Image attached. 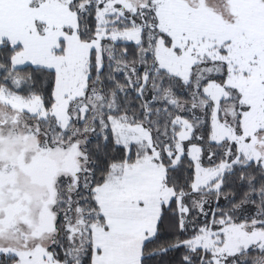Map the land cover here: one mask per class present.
Masks as SVG:
<instances>
[{"label": "snow or ice", "instance_id": "6c2138e0", "mask_svg": "<svg viewBox=\"0 0 264 264\" xmlns=\"http://www.w3.org/2000/svg\"><path fill=\"white\" fill-rule=\"evenodd\" d=\"M0 264H264V0H0Z\"/></svg>", "mask_w": 264, "mask_h": 264}]
</instances>
